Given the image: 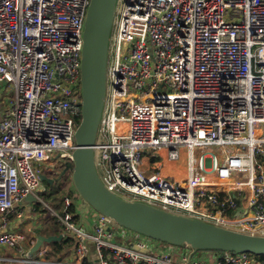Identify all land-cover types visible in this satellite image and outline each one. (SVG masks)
<instances>
[{
	"label": "built area",
	"instance_id": "2783aa9c",
	"mask_svg": "<svg viewBox=\"0 0 264 264\" xmlns=\"http://www.w3.org/2000/svg\"><path fill=\"white\" fill-rule=\"evenodd\" d=\"M89 4L0 0V89L13 92L0 118L1 214L29 195L39 200L33 164L53 154L63 168L71 162ZM94 150L115 195L264 236V0H118ZM63 168L49 172L61 179ZM74 193L61 213L51 210L73 241L68 256L52 261L42 247L30 255L3 217L0 248L20 254L17 264H207L201 251L138 235L93 210V231L83 230L68 211ZM214 253L213 264H264Z\"/></svg>",
	"mask_w": 264,
	"mask_h": 264
},
{
	"label": "water",
	"instance_id": "95a60500",
	"mask_svg": "<svg viewBox=\"0 0 264 264\" xmlns=\"http://www.w3.org/2000/svg\"><path fill=\"white\" fill-rule=\"evenodd\" d=\"M118 0H90L83 24L80 62L81 117L75 131L76 149L60 173L71 172L72 186L80 201L118 226L172 246L193 251L250 254L264 257V236L251 235L174 214L138 200H125L100 180L95 144L106 96L109 40ZM41 182L54 180L38 173ZM32 197L31 195L26 198ZM35 200V198H33ZM62 236L37 235L30 255Z\"/></svg>",
	"mask_w": 264,
	"mask_h": 264
},
{
	"label": "crops",
	"instance_id": "0c3cea01",
	"mask_svg": "<svg viewBox=\"0 0 264 264\" xmlns=\"http://www.w3.org/2000/svg\"><path fill=\"white\" fill-rule=\"evenodd\" d=\"M0 113V118H1ZM51 170V168H49ZM57 180V177L54 178ZM47 185L48 183L45 182ZM51 185V184H48ZM72 185V183H71ZM51 189V188H50ZM71 194L74 193L73 186L68 190ZM67 191V192H68ZM48 195V194H46ZM75 195V193H74ZM34 197L24 198L18 205H16L11 211L5 212L4 214L0 213V224L3 222L2 217L5 219L6 230L7 231H14L24 234L26 241L24 242L25 249H30L31 242L36 241L37 235H42L44 237L47 236H62V239L57 242L66 241L68 239L67 236L63 235L62 229L58 226L55 219L53 220L54 216L49 212V215L53 218L48 219L47 215H42L40 207L38 205V200H34ZM76 203L77 211L76 215L78 219L76 223L80 226L83 230L92 232L94 226V212L88 206L82 208V202L74 196V200ZM62 202V201H61ZM61 202L57 205V210H53L56 213H60L62 211ZM53 221V222H52ZM71 239V238H70ZM72 240V239H71ZM73 242V241H72ZM49 245V244H47ZM47 245H43L42 248L47 249ZM73 249V245L68 249H65L60 256L53 257L50 256V260H55L59 257L63 259L65 256H68L70 251ZM89 259L92 262H95V249L94 246L89 244ZM21 258L20 254L15 252L14 250L7 249L5 247L0 248V264H17L13 260Z\"/></svg>",
	"mask_w": 264,
	"mask_h": 264
},
{
	"label": "rangeland",
	"instance_id": "374dc122",
	"mask_svg": "<svg viewBox=\"0 0 264 264\" xmlns=\"http://www.w3.org/2000/svg\"><path fill=\"white\" fill-rule=\"evenodd\" d=\"M11 102H13V92L11 91L9 94H6L2 89H0V113L2 110H8L10 108ZM97 155L98 154L96 153L95 154L96 161L98 159ZM55 157H56V154H53L51 156L50 162H43L41 164H33V167L36 168L43 175H46L50 179L54 180V178L58 175L51 174L49 172V168H54L58 166H61V168H63V165H64L63 161L55 159ZM54 163H58V164H54ZM71 183H72L71 177H68V178L61 177V179L57 178V180L56 181L54 180L53 183L49 186H47L45 182H40L39 190H38L39 192L38 205L40 207L39 211L41 212L42 215H47V217H49L48 219L53 218L49 215V212L51 210H55V211L57 210L56 209L57 205L61 201L63 202V199L66 196L67 191L69 190L70 187H72ZM123 199L131 200L129 196L127 195L123 196ZM62 202H61V205H62ZM81 202L83 203L82 208L85 206H88L83 201ZM165 245L166 244H164V246ZM129 246H132V245H129ZM196 254L198 257L205 259L207 264H213V257L215 255L214 252L201 251V252H196Z\"/></svg>",
	"mask_w": 264,
	"mask_h": 264
},
{
	"label": "trees",
	"instance_id": "16d2710c",
	"mask_svg": "<svg viewBox=\"0 0 264 264\" xmlns=\"http://www.w3.org/2000/svg\"><path fill=\"white\" fill-rule=\"evenodd\" d=\"M63 177L65 178V176H63ZM47 186H49V185L47 184ZM68 211L73 214V220L76 221L78 219V216L76 215L77 208H76V205L74 203L71 204V206L69 207ZM72 245H73V242H72V240L70 238H68L66 241L52 242L49 245H47L48 252H49L48 253V257H50V256H53V257L60 256L61 253L65 249H68ZM259 258L264 259V257H259ZM57 259H61V257H59Z\"/></svg>",
	"mask_w": 264,
	"mask_h": 264
}]
</instances>
